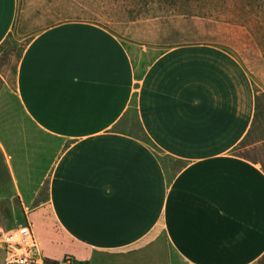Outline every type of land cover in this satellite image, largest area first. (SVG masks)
Listing matches in <instances>:
<instances>
[{
  "label": "crops",
  "instance_id": "crops-1",
  "mask_svg": "<svg viewBox=\"0 0 264 264\" xmlns=\"http://www.w3.org/2000/svg\"><path fill=\"white\" fill-rule=\"evenodd\" d=\"M17 12L18 0H0V43L13 29L27 39L10 98L0 97V116H16L22 135L16 168L0 144L18 182L13 195L32 180L35 197L45 181V200L32 208H48L75 255L67 256L259 264L264 154L239 151L264 144L255 136L264 89L246 64L222 44L178 41L176 25L170 37L157 17L122 26L65 18L31 29Z\"/></svg>",
  "mask_w": 264,
  "mask_h": 264
},
{
  "label": "rangeland",
  "instance_id": "rangeland-1",
  "mask_svg": "<svg viewBox=\"0 0 264 264\" xmlns=\"http://www.w3.org/2000/svg\"><path fill=\"white\" fill-rule=\"evenodd\" d=\"M17 16V22L24 19L31 29L65 18H90L107 26H122L121 22L157 17L159 19L154 22L162 28L168 27L170 37L176 25L179 29L178 41H210L228 47L252 72L257 89H264V0H18ZM26 40L19 29H13L10 34L7 48L15 49L4 67L0 93L5 92L0 97L6 94L10 98L15 80V52L20 51ZM168 41L172 42L171 39ZM2 98L5 99V95ZM6 103L3 106L12 107V100ZM17 121L16 116H0V141L10 154L14 168L20 158L17 151L22 146ZM260 134L264 135V122L255 136ZM27 146L31 150V144ZM32 150L35 154L32 159L36 158L35 163H39L40 145L33 143ZM239 152L261 155L264 154V144L255 150L243 149ZM7 158L0 144V227L10 228L29 221L40 238L46 256H75L68 251L69 243L53 222L48 208L44 205L32 208L45 200V181L35 197L29 198L33 193L32 185L37 183L32 180L24 182L27 187L20 181L21 187L26 189L21 195H13L18 182L12 180L6 170Z\"/></svg>",
  "mask_w": 264,
  "mask_h": 264
},
{
  "label": "built area",
  "instance_id": "built-area-1",
  "mask_svg": "<svg viewBox=\"0 0 264 264\" xmlns=\"http://www.w3.org/2000/svg\"><path fill=\"white\" fill-rule=\"evenodd\" d=\"M0 252L4 264H47L41 241L29 221L10 228L0 227ZM56 264H79L65 255Z\"/></svg>",
  "mask_w": 264,
  "mask_h": 264
},
{
  "label": "trees",
  "instance_id": "trees-1",
  "mask_svg": "<svg viewBox=\"0 0 264 264\" xmlns=\"http://www.w3.org/2000/svg\"><path fill=\"white\" fill-rule=\"evenodd\" d=\"M10 34H8V36L0 43V83H1L2 74L4 72V67L7 65V61L9 60L8 58H9L10 54L15 49L14 47L7 48ZM26 42H27V40L24 42L22 47L19 48L20 51L15 52L16 62H15L14 68H13L14 72H15L19 57L21 55V52H22ZM144 139H146V138H144ZM46 261H47L46 262L47 264H56L57 263V260H49L47 258H46ZM259 264H264V256H262L259 259Z\"/></svg>",
  "mask_w": 264,
  "mask_h": 264
}]
</instances>
